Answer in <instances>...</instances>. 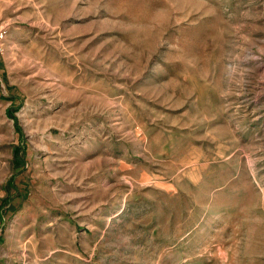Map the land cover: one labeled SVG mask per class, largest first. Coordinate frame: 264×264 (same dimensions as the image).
<instances>
[{"label": "rangeland", "instance_id": "obj_1", "mask_svg": "<svg viewBox=\"0 0 264 264\" xmlns=\"http://www.w3.org/2000/svg\"><path fill=\"white\" fill-rule=\"evenodd\" d=\"M0 264H264V0H0Z\"/></svg>", "mask_w": 264, "mask_h": 264}]
</instances>
